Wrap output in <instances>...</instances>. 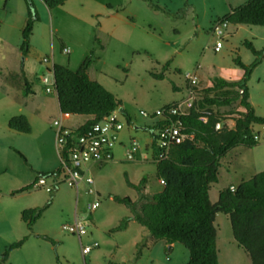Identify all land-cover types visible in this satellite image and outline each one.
<instances>
[{"label":"rangeland","instance_id":"374dc122","mask_svg":"<svg viewBox=\"0 0 264 264\" xmlns=\"http://www.w3.org/2000/svg\"><path fill=\"white\" fill-rule=\"evenodd\" d=\"M26 1L28 6L30 3L33 5L39 20L32 31L36 47L30 54L22 55L14 44L21 35L14 30L10 32L7 26L13 15L12 3L0 0V90L8 89L11 95H15L24 88L22 86L18 90L16 85H20L26 74L38 92L16 100L25 113H35L30 134L8 130L5 120L9 112L4 111L0 104V264L5 248L23 237L27 240L10 252L4 264L187 263L188 251L182 245L174 243L169 250L165 241L151 239L148 231L132 220L124 230L109 232L130 215L125 206L114 202L110 196L136 198V191L126 184V180L137 185L144 178L145 193H157L162 189L157 183L153 164L142 161L141 156H136L131 162L113 161L103 166H90L88 174L93 179V189L99 201V207L92 212L87 205L94 197L86 193L85 184H79L76 194L74 188L61 182L62 176H57L60 183L51 192L32 188L11 195L21 189L17 187L26 183L28 178L39 177L40 171L33 170L34 167L51 160V143L46 136L49 130L54 134L53 122L61 113L55 92L46 91L53 85V76L47 67H50L51 58L64 63V66L69 59L70 66L74 67L72 62L78 61L83 44L96 46L87 54L94 53L91 65L96 79L120 101V109L129 116L130 122L127 124L125 115L117 111L118 121L125 131L133 133L132 139L143 150L144 139L148 134L150 136L149 125L158 119L144 118L142 113L152 114L161 107L184 100L188 95L187 73H195L203 88L210 78L221 79L220 75L235 68V58L242 62L252 59L253 54L244 43L262 47L264 42L249 32L252 28L264 32V27L242 26L238 29L236 25H229V29L237 28L238 31L222 39L223 47L218 53L214 51L216 39L211 28L228 13L229 0H70L51 10L40 0L45 8L43 11L36 8L32 0ZM106 3L111 4L112 12L118 11V24H122L125 18L129 20L126 21L130 23L128 29L133 37L125 48L113 50L108 46L103 53H97L98 40L94 35L97 20L102 17L97 15H102L99 11H103ZM4 32H8V37L3 36ZM63 47L69 49L68 55L62 53ZM44 58L50 62L44 63ZM158 75L162 78H156ZM43 78H46L45 82ZM248 89L259 109H264V63L253 73ZM237 109L233 105L221 109L223 111L220 110L219 114L229 125V120L238 114ZM85 117L71 115L70 121L75 123L76 119L81 122ZM254 130L263 132L264 126L257 125ZM53 150L57 156L56 149ZM263 170L264 141L253 148L239 146L230 150L220 159L217 182L211 184L209 190L210 201L216 202L220 190L238 185ZM48 202L47 209L29 231L21 221L20 213ZM74 219L85 228L82 244L98 245L85 257L80 252L77 237L61 229L62 225L71 224ZM214 223L219 264H250L247 254L233 240L228 217L218 213ZM37 236H45L50 241ZM136 252H139L138 256Z\"/></svg>","mask_w":264,"mask_h":264},{"label":"trees","instance_id":"16d2710c","mask_svg":"<svg viewBox=\"0 0 264 264\" xmlns=\"http://www.w3.org/2000/svg\"><path fill=\"white\" fill-rule=\"evenodd\" d=\"M49 10L64 5L67 0H41ZM27 19L21 31L19 50L26 55L29 38L38 15L33 5L28 6ZM32 9V10H31ZM220 20L230 25L264 27V0H248L245 4L230 8L229 13ZM97 41V40H96ZM98 43V41H97ZM254 55V61L245 65L237 57L234 64L243 70L238 81L215 79L212 86L197 96L186 116L177 120L182 127V142L170 147L165 159L155 163L158 180H163L161 191L145 193L146 180L142 178L137 185L126 180V184L136 191V198L110 196L118 204L125 206L130 216L123 218L109 232L122 231L132 220L145 228L151 239L163 240L168 244L179 243L189 255L185 264H219L216 246V214L222 213L229 219L231 233L236 245L248 256L250 264H264V170L251 178L241 181L233 191L228 188L218 192L217 200L209 199L210 186L217 182L220 159L236 147L253 148V127L264 126V117L254 114L249 102L247 81L264 56V48L255 50L249 42L244 43ZM95 56L93 52L81 62L76 70L54 64L51 68L53 86L58 109L61 114L92 116V119L77 129L82 133L94 123L119 111L120 101L102 85L88 77L87 71ZM167 66V64H166ZM156 78H162L161 75ZM24 96L29 94L28 84L23 79ZM239 90L242 92L239 93ZM237 104L245 112L232 118L233 128H229L224 116L214 109L231 107ZM129 123V116L123 112ZM204 115L203 123L199 117ZM220 124L218 130L215 125ZM157 123L153 130L159 128ZM9 130L29 134L31 127L25 116L10 118ZM60 172V168L37 176H50ZM33 183L11 193L26 192ZM50 202V200H49ZM49 202L42 207L25 209L20 219L31 231L47 209ZM50 241L45 236H37ZM27 237L5 248L1 263L4 264L12 250L20 248ZM139 255V252H136Z\"/></svg>","mask_w":264,"mask_h":264},{"label":"built area","instance_id":"2783aa9c","mask_svg":"<svg viewBox=\"0 0 264 264\" xmlns=\"http://www.w3.org/2000/svg\"><path fill=\"white\" fill-rule=\"evenodd\" d=\"M229 23L224 20L217 21L211 28V33L215 37L214 51L218 52L222 46V39L226 34ZM62 53L68 55L69 49L62 48ZM44 63H49L48 58L43 59ZM187 82V97L179 103L167 105L157 109L152 114L142 113L144 118H157L160 127L153 133V162L156 163L166 158L170 147L182 142V127L178 122V118L186 116L192 108L197 98L198 77L195 73H187L185 75ZM45 82V80H44ZM47 92H55L54 86L46 89ZM242 91L239 90V93ZM201 122H205L204 115L199 117ZM55 134V147L60 158V172L50 176H39L33 183V188H41L47 192H51L53 188L60 183L57 176H62V181L69 187L74 188L78 192L79 184L86 186V193L93 196V201L87 205V209L92 212L99 207L97 193L93 189V179L87 173V166H101L113 160V149L116 146L115 136L122 129V124L118 121L116 113L110 114L103 120L94 123L82 133H77L62 126L61 118L53 122ZM220 124L215 125L218 130ZM253 139L259 143L264 141V131H255L253 127ZM138 144L134 139L129 140L125 158L126 162L134 161ZM51 177L50 180L47 178ZM49 182V183H48ZM159 185H163V180H158ZM233 191V187L229 188ZM62 231L76 236L79 241L80 252L83 257L88 255L93 249L97 248V243L83 245L81 237L85 234L84 226L74 219L73 223L62 225Z\"/></svg>","mask_w":264,"mask_h":264},{"label":"crops","instance_id":"0c3cea01","mask_svg":"<svg viewBox=\"0 0 264 264\" xmlns=\"http://www.w3.org/2000/svg\"><path fill=\"white\" fill-rule=\"evenodd\" d=\"M9 1H11V3H12L11 12H12L13 15L11 16V19L9 20V24L7 26L9 28L10 32L12 30H14V33L18 32L21 35V31H22V29H23V27L25 25L26 19H27V5H26V2H25V0H9ZM68 1H70V0H67L66 3ZM186 1L188 2V0H186ZM247 1L248 0H229V9L228 10L230 11V8H234V7L243 5ZM32 2L36 6V8H39L42 11H43V9H45V8H43L42 4H40L42 1L40 2V0H32ZM229 11H228V13H229ZM99 12H102L101 13L102 15H97V16H102V17L98 18V20H97L98 21L97 27H96L97 29H96V32H95V35H94L96 37V39L98 40V43H97L98 49H96L97 50L96 52L97 53L98 52L99 53H103L107 49L108 46H110L113 50H116V48H119V47H121V48L124 47L125 48L128 45H130V43L132 42L131 40H132L133 35H132V33H130V31L128 29V25H130V23L127 22V21H129V20H127L125 18L124 21H122V24L121 23L118 24V19L116 18V14H117L118 11L117 12L116 11L112 12L110 3H106L105 7L103 6V11H99ZM131 23H133V21ZM120 26H122V27H120ZM236 26H238V25H236ZM239 27H242V26H238V29H239ZM244 27H247V26H244ZM248 27H253V26H248ZM252 29L250 30L249 34L252 37H254V38L260 39L261 42H264V32L263 31H256V30H252ZM237 31H238L237 28L229 29V26H228L224 38L235 34ZM145 34L148 35L147 32H145ZM3 36L4 37H8V32L6 34L4 32ZM32 37H33V34L29 38V50H28L27 54H30L34 50L33 48L36 47V43L32 40ZM5 40H4V43L7 44V41H5ZM87 40H88V38H87ZM20 42H21V36L18 37L16 42L14 43L15 46L18 48V50H19ZM86 43L88 44V41ZM250 44L252 45V43H250ZM63 46H66V45H63ZM94 47H96V46L91 45L89 47V45H86V44L84 45L83 44L80 47L82 49V51H81V55L79 56L78 61L76 60V61L72 62L74 64V67L70 66L69 59L67 60V63L65 64V66H67L71 70H72V68H74V70H76L80 66L81 62L87 57V54L89 53L91 48L94 49ZM222 47L223 46H221V48L218 51V53L222 50ZM252 47L255 50H257V51H260V50H262L264 48V45H262V47H260V48H256L254 45H252ZM19 53H20V51H19ZM51 55H53V51L51 52ZM254 59H255V57L253 55L252 59L248 60L247 62H242V63H244L245 65H249V64H251L254 61ZM25 60L27 61V57H25ZM54 60L55 59L52 60V58H51L50 67L49 66L47 67L48 71L51 70V68H52V66L54 64H58V65L64 66V63H61L60 61H57L58 62L57 63ZM263 63H264V56L261 58V60L258 63V65L253 69V71H252V73H251V75H250V77H249V79H248V81L246 83L247 88H248V83L250 82L253 73L255 72L256 69H258L261 65H263ZM25 64L26 63H24V65H23V70H24V68L26 66ZM234 67L235 68H232L229 73H225V74L220 75L221 76L220 78L222 80H225V81H238V80H240L242 78V76H243V70L239 69L236 65ZM92 69L93 68H92V65H91L89 67L88 71H87L88 77L91 80L96 81L97 83H99L101 85L102 83H100V81H98L96 79L97 77H96V74L94 73L95 71L92 70ZM23 77H24L23 79H25L27 84H28L27 90H28L29 94L27 96L34 95V94L38 93L37 92V86L35 88L33 87V83L28 81L26 74L23 75ZM210 79L211 80L208 81L207 85L205 87H203V88L200 87V83H201L200 80L201 79H198L197 96H199L201 94V91H203V90H205V89H207V88L212 86V83L215 80V78H210ZM44 80L46 81V78H43V81ZM20 82H21L20 85L19 84L16 85V88H18V90H19L20 87L23 86V80L20 81ZM0 91H1L0 92V104H1V107H2V109L4 111H8L9 112V115L6 117L5 124L7 125V122H8V120L10 118H12L14 116L23 115L28 120V122L30 124V127H31V132H32L33 130H32V123L31 122H32V118L35 120V113L32 112V111L28 112V113H25L23 111V109L21 108L20 104H17V101H16L17 99H19V97H20L21 100H23L24 98H27V96H24V94H23L24 88H22L19 91H17L15 93V95H11V93L8 91V89H4L3 88V90L1 89ZM248 91H249V89H248ZM249 102L251 104V107L253 108L254 114L256 116H258V117H264V109H259V106L257 105V103L252 100V95H251L250 91H249ZM234 106H237V108H238L237 111L239 113H244L245 112V110L242 107L238 106L237 104H235ZM226 108H228V107H226ZM221 109H225V108L214 109V111L221 112V111H223ZM63 115H64V117L62 116V114L59 116L61 118L62 126H63V123H65L64 127L72 129V130H76V129L80 128L87 121L92 119V116H87V117L83 118V120L81 122H79V120L77 121L75 119L74 120L75 123H71V121H70L71 115H67V114H63ZM229 122H230L229 125L226 122L225 123L227 124V126L229 128H233L234 122L232 120H229ZM157 123H158V120L155 121L152 125H149V127L151 128L150 130L152 131V133L150 131V136L148 134V137H146L144 139L145 140V143H144V148L145 149L142 150V148L137 143L138 144V149H137V152L135 154V157L136 156H141L142 161L153 164L154 170H156V168H155V163L153 162V156L154 155H153V149H152V146H153V133H154L153 128L156 126ZM127 124H129V123L127 122ZM255 126H257V125H255ZM145 128L146 127H144V129ZM134 129L135 130L136 129L142 130L141 128H137V127H134ZM10 131H12V130H10ZM13 132H15V131H13ZM16 133H18V132H16ZM133 136L134 135H133V133L131 131L130 132L129 131H125L123 127L116 134V136H115L116 146L113 149V160L111 162H113V161H120V162L121 161H125L124 158H125L126 149H127L129 140H131L133 138ZM48 137H49V140H50V143H51V149H52L51 150V160H50V162L41 163L38 167H34L33 168V170H38V171H40V173H50V172H53V171L57 170L60 167V158L58 156V153L56 151V155L57 156H55L54 155V150H53V148L56 149V147H55V136H54V134H52L50 132V130L47 133L46 138H48ZM143 137H145V136H143ZM42 139L43 138H41V141H42ZM90 166L86 167L88 172H89ZM101 166H103V165H101ZM35 180L36 179L32 178V177L28 178V181H26V183H23L22 185H19L20 187H17V188H23V187H25L27 185H30V184L34 183ZM157 183H158V179H157ZM236 186L237 185L230 186V187L234 188ZM77 193L78 192L76 191V194ZM32 208H35V207H32ZM131 222H134V221H131ZM165 245L166 246L168 245V249L171 250L173 248L174 244H168V243L165 242Z\"/></svg>","mask_w":264,"mask_h":264},{"label":"water","instance_id":"95a60500","mask_svg":"<svg viewBox=\"0 0 264 264\" xmlns=\"http://www.w3.org/2000/svg\"><path fill=\"white\" fill-rule=\"evenodd\" d=\"M119 112H120V113H123V110H122V109H119Z\"/></svg>","mask_w":264,"mask_h":264}]
</instances>
